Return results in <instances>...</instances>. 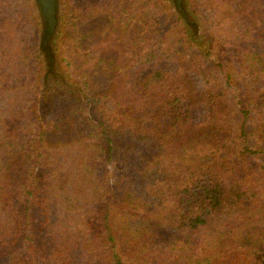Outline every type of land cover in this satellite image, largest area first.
Returning <instances> with one entry per match:
<instances>
[{"label":"trees","instance_id":"16d2710c","mask_svg":"<svg viewBox=\"0 0 264 264\" xmlns=\"http://www.w3.org/2000/svg\"><path fill=\"white\" fill-rule=\"evenodd\" d=\"M128 1L64 10L52 71L0 25V264H264V0H205L204 35Z\"/></svg>","mask_w":264,"mask_h":264},{"label":"rangeland","instance_id":"374dc122","mask_svg":"<svg viewBox=\"0 0 264 264\" xmlns=\"http://www.w3.org/2000/svg\"><path fill=\"white\" fill-rule=\"evenodd\" d=\"M25 2H26L25 0H0V12L2 11L6 12L5 17H3L2 20L0 21V25L3 29V35L1 37L3 44H1V49L4 53L9 54L12 50L21 52L22 50L26 49V47L28 46L27 50L28 49L31 50V55H30L31 57L29 58V60L31 61L30 69L34 70L35 67H34L33 50L35 49L36 46L40 51L39 44H40V32H41V20L36 7L35 0H33L34 9L31 7H27L25 5ZM167 2L171 4L169 0H167ZM204 3L205 0H193L191 2L192 9L198 12V16L203 21V26L201 27V33L203 35L210 30L212 26V17H213L212 14L214 13V11L209 7H207L206 5H204ZM110 4H108V6ZM97 6L98 5L96 4V0H61L62 19H63L64 10H66L67 12L70 11L77 12L79 10L80 14L83 13L85 15H88V13L91 12L90 10L99 9V7ZM127 6L128 8H132V4L130 0L128 1ZM153 6L154 5H150V7L148 8H153ZM172 11H174L175 13L177 12L174 5L172 7ZM99 16L100 15L96 17ZM126 17L128 18V21L125 20ZM123 18L126 21L127 26L133 32V33L128 32L125 35L128 38H132L134 34H136L135 29L138 27L136 24L137 22L135 21V18L131 17V13L129 16H124ZM111 21H112V17L107 14L106 16H103V18L94 17L92 18V20L85 19L80 24L81 25L80 31L88 32L90 34L88 38H86V44L88 45L95 42L104 41L105 39L101 40L100 37L102 35V32L100 31L101 27L107 26L108 24H110L109 22ZM14 26L16 27V29L12 31L11 28ZM66 28L67 30L71 29L70 27H66ZM178 28L179 29L181 28L180 24H178ZM108 29L109 31L107 32V34L104 33L105 35L103 36V38L109 37L112 39L114 35L113 26H109ZM61 30H62V22H61V28L58 33L59 35ZM58 38L59 36H57L55 42L57 55L59 52ZM12 42L17 43V47L13 44L12 46L14 47L10 48ZM96 81L100 83V88L106 87L107 82L102 75H98L96 77ZM196 81H197L196 87L201 88L202 82L200 81V79H196ZM205 113H206V109L204 106H202L200 109L196 111L195 114L196 119H201Z\"/></svg>","mask_w":264,"mask_h":264},{"label":"water","instance_id":"95a60500","mask_svg":"<svg viewBox=\"0 0 264 264\" xmlns=\"http://www.w3.org/2000/svg\"><path fill=\"white\" fill-rule=\"evenodd\" d=\"M174 3L176 11L190 22V12L187 8V0H170ZM41 20L40 52L42 53L46 70H55L57 61L56 38L61 28L62 11L61 0H35Z\"/></svg>","mask_w":264,"mask_h":264}]
</instances>
